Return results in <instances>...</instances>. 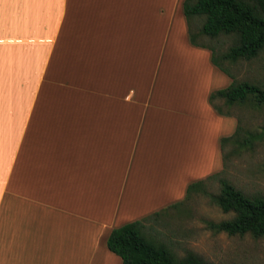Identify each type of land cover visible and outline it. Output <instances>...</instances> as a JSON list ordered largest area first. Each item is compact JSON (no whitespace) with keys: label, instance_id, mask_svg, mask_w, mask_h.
Wrapping results in <instances>:
<instances>
[{"label":"crops","instance_id":"crops-1","mask_svg":"<svg viewBox=\"0 0 264 264\" xmlns=\"http://www.w3.org/2000/svg\"><path fill=\"white\" fill-rule=\"evenodd\" d=\"M184 1L0 0V264H122L113 229L222 169Z\"/></svg>","mask_w":264,"mask_h":264},{"label":"trees","instance_id":"trees-1","mask_svg":"<svg viewBox=\"0 0 264 264\" xmlns=\"http://www.w3.org/2000/svg\"><path fill=\"white\" fill-rule=\"evenodd\" d=\"M183 13L188 25L190 43L209 49L212 65L231 79L228 87L214 91L209 96V103L216 113L231 116L216 105V100H221L223 106L228 108L247 106L254 110L262 109L264 84L238 81L230 73L229 67L240 61L251 62L264 51V0H185ZM201 18L203 22L195 34L191 25L194 20ZM220 35L235 36L234 43L220 54H217L213 47L200 44L197 40L198 36L215 39ZM263 140L264 130L244 131L237 122L234 132L220 139L223 162L227 144L251 150ZM211 180L218 182V194L205 191V183ZM194 193L207 195L223 213L233 214L231 219L218 223L206 221V227L210 231L225 233L228 236L248 234L256 239L264 238V194H246L222 177V172L191 183L187 187L185 200ZM181 204L182 202L170 207ZM165 211L113 229L107 239L108 250L117 255L122 264H208L192 252L178 257L165 243L146 233L145 224L151 219H157Z\"/></svg>","mask_w":264,"mask_h":264},{"label":"rangeland","instance_id":"rangeland-1","mask_svg":"<svg viewBox=\"0 0 264 264\" xmlns=\"http://www.w3.org/2000/svg\"><path fill=\"white\" fill-rule=\"evenodd\" d=\"M202 22L203 18L196 19L191 25L195 34ZM197 40L213 47L220 54L234 43L235 36L220 35L215 39L198 36ZM188 64L192 66V58L191 63L189 59H185L182 66ZM229 70L238 81L264 84V51L255 60L240 61L231 65ZM183 75L185 73L181 72L180 76ZM201 75H205L203 70L198 74ZM215 103L222 107L224 113L231 115L223 116L235 119L236 125L239 122L242 130H264V107L259 110L247 106L228 108L223 106L221 100H216ZM224 154L226 157L219 171L222 172V177L246 194H264V140L255 144L251 150L227 144ZM204 189L209 194H218L220 188L217 181L211 180L205 183ZM232 217V213H223L207 195L194 193L178 207L168 209L157 219L148 221L145 224L146 233L165 243L178 257L192 252L208 264H264V238L256 239L248 234L228 236L225 233H214L205 224L206 221L218 223Z\"/></svg>","mask_w":264,"mask_h":264}]
</instances>
